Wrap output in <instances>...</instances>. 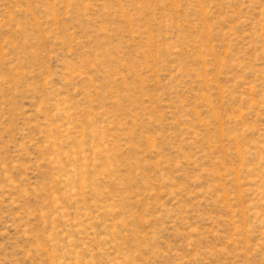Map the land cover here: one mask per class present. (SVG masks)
<instances>
[{
	"label": "rangeland",
	"instance_id": "obj_1",
	"mask_svg": "<svg viewBox=\"0 0 264 264\" xmlns=\"http://www.w3.org/2000/svg\"><path fill=\"white\" fill-rule=\"evenodd\" d=\"M0 264H264V0H0Z\"/></svg>",
	"mask_w": 264,
	"mask_h": 264
}]
</instances>
